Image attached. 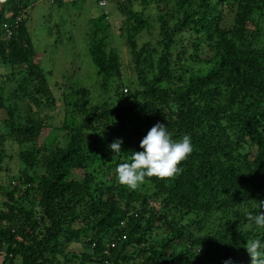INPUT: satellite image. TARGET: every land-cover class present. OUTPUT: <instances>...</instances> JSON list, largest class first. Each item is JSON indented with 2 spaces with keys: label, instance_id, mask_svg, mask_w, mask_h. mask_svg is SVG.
Masks as SVG:
<instances>
[{
  "label": "trees",
  "instance_id": "16d2710c",
  "mask_svg": "<svg viewBox=\"0 0 264 264\" xmlns=\"http://www.w3.org/2000/svg\"><path fill=\"white\" fill-rule=\"evenodd\" d=\"M36 1L0 3V69L18 77L6 95L15 74H0V172L5 144L16 146L18 163L0 205V264H251L246 242L264 243V228L247 218L264 211V0H151L163 6L156 48L136 47L147 20L123 0L135 86L115 85V104H90L86 89L64 94L60 145L37 142L46 128L39 112L55 100L34 63L26 18L15 24ZM223 7L232 11L225 28ZM107 14L92 21L87 46L102 83L119 66L96 37L108 28ZM4 23L12 27L7 40ZM204 49L207 70L187 74L185 63H198ZM157 123L173 141L188 135L193 151L178 175L146 177L147 190H130L117 167L143 151L140 143ZM117 140L119 155L110 148ZM72 242L79 253L65 252Z\"/></svg>",
  "mask_w": 264,
  "mask_h": 264
},
{
  "label": "rangeland",
  "instance_id": "374dc122",
  "mask_svg": "<svg viewBox=\"0 0 264 264\" xmlns=\"http://www.w3.org/2000/svg\"><path fill=\"white\" fill-rule=\"evenodd\" d=\"M100 1H104L103 7H99ZM115 1H117L116 4ZM145 1L147 2L145 7L140 5V0L130 1L132 12L140 13L147 20L148 25L134 37V42L137 48H156V11L163 9V6L155 7L151 0ZM122 4L123 0H37L25 11V27L35 52L34 63L43 71L46 83L55 100L53 108L39 112L46 123V128L42 130L37 141L38 144L47 142L52 145L62 144L64 132L60 130V126L64 115L62 104L64 94L79 88L86 89L90 104L99 105L103 102L115 104V85H122V89H133L135 86L134 64L125 45L124 31L121 30L125 22V15L121 10ZM167 8L169 11L170 3ZM104 10L108 12L105 19L108 28L103 32L98 31L97 36H95L104 40L105 52H114L119 63L117 76H112L110 80L103 81L106 86L102 83L101 78L96 75L87 54V46L92 38V21L96 20ZM220 11L222 13L221 27H229L232 11L226 7L221 8ZM186 36L184 35V38ZM210 56L211 54L205 49L204 52L197 53L198 63L187 61L184 65L187 74L191 73L192 76H196L204 73L209 65L202 61L209 59ZM16 71L15 69L11 71L0 69V74L5 72L15 74L14 79H11L13 82L8 80V85L4 90L6 95L12 92L16 86L15 79L18 78ZM2 116L0 111V118ZM3 148L8 157L4 158L3 169L0 172V186L2 188L0 205L5 202L3 191L7 192L11 186L15 185L13 183L9 185V180L10 177L16 175L18 170L16 146L9 147L5 144ZM71 176L80 180L82 173L75 171ZM148 188L147 184H143V187L140 186L137 189L143 191ZM21 194V190L17 191L15 197H20ZM25 198L30 201L32 207H36V201L32 199L31 194ZM22 203L27 207L30 206L25 202V199ZM80 250L79 242H72L65 246V252L79 253ZM18 262L16 259L14 264H18Z\"/></svg>",
  "mask_w": 264,
  "mask_h": 264
},
{
  "label": "clouds",
  "instance_id": "9594fccd",
  "mask_svg": "<svg viewBox=\"0 0 264 264\" xmlns=\"http://www.w3.org/2000/svg\"><path fill=\"white\" fill-rule=\"evenodd\" d=\"M3 2L4 0H0V3ZM121 144V140L111 143L110 148L115 155L121 152ZM140 147L143 151L134 152L131 163H122L116 170L119 183L130 190L139 188L146 177L164 180L178 175L182 171L179 165L193 151L188 135L179 141H173L166 126L161 123L149 130ZM247 218L253 221L257 228H264V211L255 216L248 214ZM245 248L251 258V264H264V243L261 240H248Z\"/></svg>",
  "mask_w": 264,
  "mask_h": 264
},
{
  "label": "built area",
  "instance_id": "2783aa9c",
  "mask_svg": "<svg viewBox=\"0 0 264 264\" xmlns=\"http://www.w3.org/2000/svg\"><path fill=\"white\" fill-rule=\"evenodd\" d=\"M105 5L104 1H100L99 2V7H103ZM24 17V13L19 14L16 18H15V24L19 23ZM1 29H2V40H7L11 34L12 31V27L8 26L7 24H1ZM123 92H125V90H123Z\"/></svg>",
  "mask_w": 264,
  "mask_h": 264
}]
</instances>
